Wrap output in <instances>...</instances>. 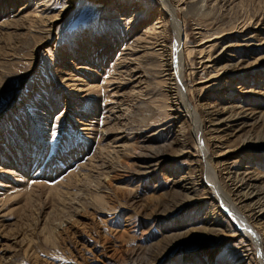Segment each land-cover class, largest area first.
<instances>
[{"label":"rangeland","instance_id":"374dc122","mask_svg":"<svg viewBox=\"0 0 264 264\" xmlns=\"http://www.w3.org/2000/svg\"><path fill=\"white\" fill-rule=\"evenodd\" d=\"M205 6L202 17L179 13L188 96L218 119L205 133L220 140L207 141L209 156L229 149L221 187L249 167L264 186V0ZM161 7L0 0V264H247L237 223L221 197L222 207L207 198L214 177L185 113L152 65ZM39 19L51 24L44 35ZM200 51L221 61L202 68Z\"/></svg>","mask_w":264,"mask_h":264},{"label":"bare ground","instance_id":"6f19581e","mask_svg":"<svg viewBox=\"0 0 264 264\" xmlns=\"http://www.w3.org/2000/svg\"><path fill=\"white\" fill-rule=\"evenodd\" d=\"M158 3L162 6L161 9H159V20L163 21L164 24L162 25V29L157 31L158 34L153 36L156 48L150 50V53L157 57V59L152 65L161 67L165 72L164 75L168 82V89L171 91L169 95V98H171L170 106H174L176 109L182 108L184 111V119L189 126V134L193 137L195 142L196 155L198 158H202L199 162H202L203 166L208 169V173L212 174L214 177L212 183L216 191L212 190V195L209 193L207 198L212 202H218L221 197L223 200L222 205L225 209L223 213L226 215V218H232L237 223L236 226L240 230V234L244 237V239L238 241L239 246L246 252L245 254L251 253V255H247L246 257L247 264H264V186H257L256 182L258 178L249 173V169L251 168L249 167L248 169H244L240 176H237L236 173L234 174L228 186L230 191H226L221 187L217 176L219 177L221 174H224L229 178L232 175L230 171L231 167L228 164L229 160L223 157L229 149H224L216 154L215 157L209 156L207 141L212 140L211 144L216 145L220 140L214 136L206 140L205 133L218 131V119L215 122L212 121L211 116L215 112L209 107L202 108V111L197 110L196 105L193 104L187 92L189 91L188 87L190 85L184 78V68L186 66L185 51L189 53L190 50L185 47L184 41H181L184 27L179 21V13L185 15L190 12V9H193L195 11L194 14L198 15V17L205 16L207 14L205 0H158ZM38 5H42V2ZM46 5L47 4H43V6ZM37 21L38 24L35 25V31L38 34L44 35L51 24L48 21H42V19ZM151 29L153 31L156 30L154 27H151ZM168 31H170L172 41L167 44L164 37L159 34L162 35L164 32ZM233 31L234 30L224 31L223 34L215 35L205 41H212L213 39L222 37L224 34ZM159 38L162 39L159 40ZM159 41L161 42L159 43ZM122 45L128 49L124 56L125 58H127L126 56L134 54L135 40H123ZM198 57L197 64L202 68H212L214 64L220 62L222 58L221 54L212 56L208 51H200V56ZM119 64L122 63L120 62ZM122 67L123 66L120 68ZM225 67H227V64H225ZM124 68L126 69L125 66ZM142 119H144V117H142ZM206 119L208 125L205 123ZM209 126L211 127L210 129H208ZM219 205V207H222L220 203ZM206 229L207 228H203V230ZM259 230L261 232H258Z\"/></svg>","mask_w":264,"mask_h":264}]
</instances>
